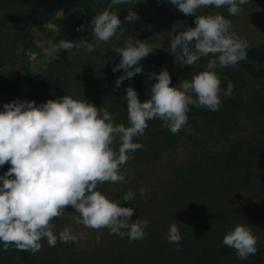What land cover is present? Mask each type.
<instances>
[{
	"label": "rangeland",
	"instance_id": "rangeland-1",
	"mask_svg": "<svg viewBox=\"0 0 264 264\" xmlns=\"http://www.w3.org/2000/svg\"><path fill=\"white\" fill-rule=\"evenodd\" d=\"M29 1L0 0V110L4 103L11 101L10 88L14 84L21 100H32L31 88L25 82L28 73H50L79 100L85 99L97 108L107 109L114 125L124 124L126 127L130 126L127 101L122 99L126 88L133 87L138 99L141 102L146 100L148 77L153 71L172 70L181 62L169 50L168 32L176 23L174 16H194L183 14L169 0H139L134 5H112L111 8L110 0H95L96 14L105 8L118 13L123 29L122 32L118 29L119 38L114 36L107 42L88 40L98 45L90 53L83 48L74 52L60 50L47 57L44 49H51L60 39L75 41L79 37L64 21L61 0L43 2L42 15L35 26L30 24ZM130 8L137 13L138 19L129 23L124 17ZM208 14H219V8L202 7L196 12V15ZM228 17L230 31L247 41V49L264 48V1L253 3ZM130 38L146 41L155 49L138 62L142 72L125 79L117 88L115 81L124 73L123 70L112 71L120 61V55L114 49L124 46ZM211 58V55L203 56L202 71L206 70ZM215 71L220 79L221 68L217 66ZM242 77L241 101L249 102L254 109L228 112L221 122L211 124L202 140V147L207 150L221 148L242 138L259 144L264 154V78ZM111 146L118 149V137ZM187 146L190 150L194 142ZM186 151L182 150L173 159L165 157L160 163L149 165L132 159L128 153L127 161L120 166L125 181L97 184V190L106 198L135 208L130 219L148 220L143 239L130 241L125 236L126 240H120V235L110 233L108 228H87L78 222L75 209L67 205L50 221L51 230L57 235L55 246L50 247L43 238L40 250L35 254L28 250V258L23 259L10 247L4 251L0 245V264H109L112 252L126 254L124 264H255L264 256V155L247 167V173L238 166L229 172L215 170L211 181L216 191L190 195L181 190L179 196L183 203L178 205L175 196L183 178L177 176L176 169L193 153L187 154ZM10 166L6 162L0 167V174ZM190 182L193 187L199 185L195 178ZM141 187L146 189L143 199L139 192ZM129 190L134 197L130 202H124L123 195ZM173 223L177 224L182 240L172 259L163 263L158 255H148L145 251L151 238L156 241V236L162 230L167 231ZM237 224L248 226L257 240L258 251L245 259H240L235 249L222 245L224 235ZM65 227L77 237L75 241L59 240V233Z\"/></svg>",
	"mask_w": 264,
	"mask_h": 264
},
{
	"label": "clouds",
	"instance_id": "clouds-1",
	"mask_svg": "<svg viewBox=\"0 0 264 264\" xmlns=\"http://www.w3.org/2000/svg\"><path fill=\"white\" fill-rule=\"evenodd\" d=\"M139 0H110L112 5L136 4ZM183 14L194 15V27H184L177 21L168 32L169 50L183 65H193L200 57L211 55L206 70L183 79L178 86H170L167 69L153 72L150 79L151 96L144 102L137 91L128 86L122 99L127 101V119L130 126L113 124L110 112L97 108L85 99L78 100L64 95L36 103L33 100L13 99L0 110V167L11 166L0 174V245L6 251L9 245L18 250H30L33 254L41 248L40 241L47 239L50 247L57 243V235L51 230L50 221L60 215L65 206L71 205L78 214V222L87 228H108L130 241L143 239L148 220L130 219L134 207L122 206L97 190L98 183L124 182L120 166L128 159V153L142 147L133 137L142 136L147 121L160 119L163 126L177 133L188 120L189 105L217 111L221 95L231 96L233 84L220 87L217 66H235L246 59L247 41L231 32V22L221 14L196 15L202 7L228 6L230 15L241 11L240 5L248 0H169ZM105 8L93 16L90 31L97 42H107L122 32V21L116 11ZM138 19L131 8L124 21ZM84 25L77 30L83 31ZM98 45L87 39L75 41L60 39L44 55L53 56L60 50L74 52L85 49L92 52ZM155 48L146 41L128 39L124 46L114 51L120 61L112 71L123 70L115 81L119 88L122 81L142 72L138 63ZM118 137L119 147L111 146ZM145 197L146 189H139ZM134 193L123 195L130 202ZM166 238L176 244L182 235L176 223L169 226ZM77 237L65 227L59 233L61 242L75 241ZM99 241V237L97 238ZM256 237L246 225L237 224L222 239V245L236 250L240 259L255 254Z\"/></svg>",
	"mask_w": 264,
	"mask_h": 264
},
{
	"label": "trees",
	"instance_id": "trees-1",
	"mask_svg": "<svg viewBox=\"0 0 264 264\" xmlns=\"http://www.w3.org/2000/svg\"><path fill=\"white\" fill-rule=\"evenodd\" d=\"M45 1L47 0L29 1L31 26L39 23V17L42 15V3ZM94 1L61 0L64 9V21L68 28L78 35L79 39L94 40L93 34L90 31V21L96 15ZM260 1L264 0H248L246 4L240 5L239 7L243 9ZM227 8L228 6L220 7L219 14L229 20L228 16L232 15L228 13ZM174 19L176 22H183L184 27L195 26L193 23L195 16H174ZM80 25L85 26L83 31L77 30ZM246 53V59L238 61L235 66L220 67V87L226 90L228 82L231 81L233 91L230 98L221 95V103L217 111H210L204 107L189 105L187 123L177 133L174 134L167 127H164L162 120L152 119L147 121L148 127L145 129L144 134L141 137L136 136L133 139V142L140 143L142 147L129 153L130 156L132 159H137L147 165L160 163L165 157H172L173 159L182 150H187V154L193 152L176 169L177 176L183 178V182L178 188V194L175 196L178 205L183 203V200L179 196L182 193L181 190L190 195H194L197 192L198 194H203L204 192L211 193L216 191L217 189L211 181L212 174L215 170L223 169L224 172H229L233 167L238 166L243 173H247L249 172L247 167L259 156L261 158L264 155L263 149L259 144L242 138L232 140L229 145H224L214 150H207L202 147L204 144L202 140L206 138V129L211 124L221 122L228 112H249L252 108L254 109L249 102L241 101V88L243 86L241 80L244 75L253 80L264 78V48L246 49ZM203 65L204 61L202 56L192 66L183 65L180 62L172 70L166 68L171 77L170 86H178L181 80L191 79L192 75L202 71ZM153 72L158 73L159 71ZM149 77L146 99L150 98L151 85L155 83V79H150ZM25 82L31 88L32 100L36 103L45 102L48 99H57L64 95L78 99L60 79L50 73H43L41 75L28 73L25 77ZM10 95L11 101L13 99H20L15 84L10 88ZM189 142H194V147L190 150H188L190 147L187 146ZM193 178L199 181L198 186L193 187L190 185V179ZM167 231L162 230L156 236L158 238L156 241L151 238L145 251L148 255H158L163 263L170 261L176 253V245L169 243L166 238ZM119 238L120 240H126L125 237L122 238L120 236ZM9 247L20 254L23 259L28 258V250H18L15 245L11 244ZM112 254L113 256L109 264H124L123 260L125 261V257H128L126 254L119 252H112ZM255 264H264V256L258 259Z\"/></svg>",
	"mask_w": 264,
	"mask_h": 264
}]
</instances>
